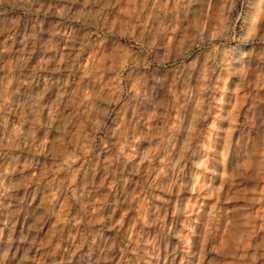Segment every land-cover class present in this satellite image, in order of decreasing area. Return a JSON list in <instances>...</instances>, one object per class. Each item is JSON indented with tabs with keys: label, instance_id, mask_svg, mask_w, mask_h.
I'll use <instances>...</instances> for the list:
<instances>
[{
	"label": "rangeland",
	"instance_id": "obj_1",
	"mask_svg": "<svg viewBox=\"0 0 264 264\" xmlns=\"http://www.w3.org/2000/svg\"><path fill=\"white\" fill-rule=\"evenodd\" d=\"M0 264H264L260 0L0 5Z\"/></svg>",
	"mask_w": 264,
	"mask_h": 264
},
{
	"label": "clouds",
	"instance_id": "obj_2",
	"mask_svg": "<svg viewBox=\"0 0 264 264\" xmlns=\"http://www.w3.org/2000/svg\"><path fill=\"white\" fill-rule=\"evenodd\" d=\"M22 2L27 3V2H30V0H0V5H5L7 3L19 4ZM92 2L93 0H85V6L87 7V5ZM260 4L264 5V0H260ZM53 115H55V107L53 108Z\"/></svg>",
	"mask_w": 264,
	"mask_h": 264
}]
</instances>
